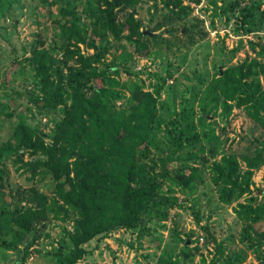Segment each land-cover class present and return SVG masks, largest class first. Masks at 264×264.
Wrapping results in <instances>:
<instances>
[{"label": "rangeland", "instance_id": "374dc122", "mask_svg": "<svg viewBox=\"0 0 264 264\" xmlns=\"http://www.w3.org/2000/svg\"><path fill=\"white\" fill-rule=\"evenodd\" d=\"M109 1L0 0V264H264V0ZM80 79L109 127L151 95L125 189L152 188L75 246L44 149Z\"/></svg>", "mask_w": 264, "mask_h": 264}, {"label": "trees", "instance_id": "16d2710c", "mask_svg": "<svg viewBox=\"0 0 264 264\" xmlns=\"http://www.w3.org/2000/svg\"><path fill=\"white\" fill-rule=\"evenodd\" d=\"M114 5L113 0L108 2L110 9ZM108 25L113 30L112 14L108 16ZM78 70L84 75L81 69ZM226 79L229 80V74H226ZM230 82L235 83L233 79ZM147 97L149 101L142 106L141 112L131 111L124 120L109 127V121L101 115L103 107L94 95L87 97L84 94V81L80 79L72 95L71 106L56 126L52 146L44 149L48 154L44 165L55 175L56 185L63 188L60 196L81 209L82 216L77 224L85 228V233L83 231V235L78 236L75 246L93 234L87 227L96 209L104 207L102 200L105 195L109 200L116 197L126 200L121 223L127 226L135 223L137 211L148 201L145 192L151 186L125 189L133 172L136 151L144 141L153 113V99L151 95ZM19 128L23 130L24 127ZM21 144L38 148L26 136H22ZM44 147L41 145L39 148ZM69 158L73 160L69 162Z\"/></svg>", "mask_w": 264, "mask_h": 264}, {"label": "water", "instance_id": "95a60500", "mask_svg": "<svg viewBox=\"0 0 264 264\" xmlns=\"http://www.w3.org/2000/svg\"><path fill=\"white\" fill-rule=\"evenodd\" d=\"M114 4H116L117 0H113Z\"/></svg>", "mask_w": 264, "mask_h": 264}]
</instances>
